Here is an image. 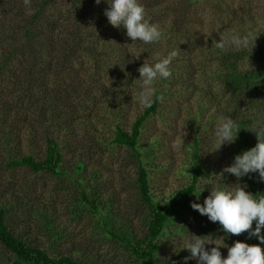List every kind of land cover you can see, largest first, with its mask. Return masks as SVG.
Wrapping results in <instances>:
<instances>
[{
	"label": "rangeland",
	"instance_id": "1",
	"mask_svg": "<svg viewBox=\"0 0 264 264\" xmlns=\"http://www.w3.org/2000/svg\"><path fill=\"white\" fill-rule=\"evenodd\" d=\"M81 1L87 4L90 11L89 24L93 26L91 33L107 43L111 54L103 70L97 71L91 65L86 66L81 60L85 73L83 68H80L78 73L60 74V89L68 94L62 100L65 106L61 104L58 108L59 117L64 115L68 123L66 127H70V130L61 135L64 147L67 148L64 151L66 155L63 169L69 170L73 178L76 176L73 170L75 163L83 161L86 169L80 175L86 178L92 175L94 181L90 184L84 182V185L89 197L97 200L101 216L104 213L111 214L108 228L111 227L118 234L127 229L136 237H141L146 231V210L143 209L135 184L139 162L129 149L110 142L115 131L112 125L117 118H120L119 125L130 131L136 118L146 108L139 102L140 82L135 81L139 79L137 69L147 59V63H155L156 53L161 57L172 50L178 53L170 66L172 76L155 84L156 91H162V96L166 91L167 100L164 101L167 103L158 114L148 120L146 127H143L142 136V139H147L148 147L154 149L153 153L157 156L152 164L160 165V172L150 170L149 175L151 189L159 197L157 201H163L185 187L187 182H191V174L182 167L185 164L191 165L197 134H207V139L213 141L215 125L224 116H231L238 122L246 120L253 131L264 127L263 87L259 88L255 96L243 92L239 97H235L225 86V74L230 73V70L221 68L224 55L222 53L238 52L245 56L234 65L235 70L247 73L264 67V0H141L151 22L158 23L169 33L166 42L153 45L140 42L130 45L132 41L127 38L126 31L112 27L105 17L107 3L97 5L95 0ZM32 2L26 6L24 0H0V42L2 37L5 40L1 44L2 48H19L20 45L17 44L21 42L20 26L26 17L33 14ZM53 3L51 4L55 9L51 10L58 16L59 12L64 11L62 6H70L71 0H55ZM176 19L179 22H176ZM42 27L43 24L39 23L38 34L41 36L44 33ZM249 31L257 36L253 52L251 46L247 50L226 48L222 52L213 47L215 41L227 39L233 32L243 34ZM49 36L52 38L49 32H45L42 37L33 40L40 52V58L41 55L44 58L52 48L51 44L45 42ZM16 55L20 58L19 54ZM27 56L29 57L28 53L22 55ZM246 57H250V63L246 61ZM39 62L36 63L37 70H41L43 66ZM69 66L77 68L73 61ZM90 72L95 74L96 79L93 81L96 84L104 83L109 90L106 96L97 93L94 102L92 97L95 89L89 80ZM104 99L117 103V106H107L113 104L112 102L103 104ZM32 117L28 115L24 123L32 120ZM33 127L38 130L35 138L37 145H30L26 141V133L23 137L18 135V138L13 132L10 137L7 136L10 131L7 128L4 138L0 126V204H10L12 211L9 219L12 231L28 243L42 246L54 255H69L85 263L131 264L128 250L121 242L111 238L106 228L98 226L99 216L91 207L86 204V211L78 209L82 203L81 192L71 178L63 175L54 177L45 173L36 174L26 168L4 169L10 158L17 153L38 152V156L43 157L45 143L42 140H45V136L42 134L45 135V130L42 132L43 127L36 123ZM99 139H102V142L97 146ZM212 141L207 146L208 152L212 150ZM235 146V143L222 146L221 149L208 153V159L203 157L206 166L202 179H215L225 167L231 166ZM142 158L147 160L145 156ZM70 162L73 164L70 165ZM147 162L150 163L149 160ZM163 166L165 170H162ZM202 179L199 183L201 186L204 183ZM223 183L232 186L236 183V178L225 173ZM209 188L210 186H206L199 200L196 196L191 198L189 205L192 202L203 204L209 195ZM262 188L264 195V184ZM43 214H46L47 221L51 222L50 228ZM169 226L160 238L158 255L161 263L176 261L178 264H184V257L190 255L187 250L177 252L171 240L162 242L166 238H172L178 243L181 237L186 236V230L189 234L201 237H226V234L219 230L218 222H210L191 206L189 213H180L175 223ZM239 237L241 242L248 240L247 233L240 234ZM235 241L232 236L225 238V244L228 246H232ZM261 246L264 248V245ZM220 250L226 257L227 248ZM7 257L9 258V254L0 245V264H3ZM188 264H197V261L189 260Z\"/></svg>",
	"mask_w": 264,
	"mask_h": 264
},
{
	"label": "trees",
	"instance_id": "2",
	"mask_svg": "<svg viewBox=\"0 0 264 264\" xmlns=\"http://www.w3.org/2000/svg\"><path fill=\"white\" fill-rule=\"evenodd\" d=\"M53 2L55 0H38L37 3L32 2L34 4V12L29 17H26L20 26L21 42L16 43L20 45L19 48L15 49L16 46L2 48L1 44L5 40H3L4 37L1 38L0 126L4 134L3 137L5 138L6 136L5 129L7 128L10 130L7 136L10 137L13 132L18 138L19 136L23 137L24 133H26L24 137L26 141L30 145H37L35 138L38 130L33 126L36 123L43 127L42 132L45 130L43 132L45 135L42 134L45 136V140H42L45 143L43 157H39L38 152L36 154L17 153V155H13L10 158L4 169L26 168V170L36 174L45 173L54 177L63 175L64 177L71 178L69 170L66 171L63 169L66 155L64 151L67 148L64 147V141L61 135L63 136L65 132L70 130V127H66L68 123L65 121L64 115L59 117L58 108L63 104L62 100L68 94L65 90L60 89V74L64 72L78 73L80 68H83L84 63L86 66L91 65L97 71L103 70L111 52L106 42H103L91 33L93 32L92 25L89 24L90 19L88 17L90 11L86 3H83L81 0H71V5L68 7H63L59 4L64 11L59 12V15L56 16L55 11L51 10V8H54L51 4ZM176 22L179 21L177 20ZM39 23L43 24L44 27L42 29L44 33L49 32L52 35V38L49 36L45 39V42L51 44L52 48L44 58L43 55H41V58L39 57L40 52L33 44L35 38L44 35V33L42 36L38 34ZM175 28L178 30L177 23H175ZM3 31L7 32L6 29H3ZM165 33L169 35L168 31H165ZM177 34H179L178 31ZM262 35L264 48V31ZM20 52L23 53L21 54ZM27 53L29 57H22L23 54ZM16 54H19L20 58ZM222 55L221 68L230 70V73L225 74V86L232 92L233 96L239 97L243 92H247L250 96H255L259 92V88L263 87L264 89V67L242 73L235 70L234 65L245 54L238 52L234 54L222 53ZM37 57L39 58L36 59ZM38 61H40V65H43L41 70L36 69V63ZM71 61L75 63L77 68L69 66ZM83 72H86L84 68ZM88 76L92 88L95 89L92 101L94 102L96 100L95 96L97 93H102L106 96L109 91L107 86L101 82L96 84L93 81V79H96L95 74L90 72ZM156 92L157 96H162V91ZM7 94L8 96H6ZM163 97V101L154 99L150 107H146L141 111L142 114L136 118L130 131L119 125L120 118H117L114 125H112L115 127V131L114 137L110 142L113 145L129 149L139 162L135 184L141 204L144 206L143 209L146 210L144 217L146 231L143 236L136 237L127 229L123 232L120 231V234H118L111 227L108 228L111 214L104 213L101 216L99 207L97 206V200L89 197L84 185V182L90 184L94 181L92 175L88 178L80 175L86 169L83 161H78L73 167L76 176L71 179L78 186L82 199V203L79 204L78 209L86 211V204L91 207L93 212L99 216L98 226L106 228L109 236L121 242L128 250L132 260L131 264H178L176 261L170 263L159 262L160 238L170 228L169 225L175 223L180 213L190 212L189 200L195 197L192 192L205 174L204 167L206 165L203 157L209 158L207 146L212 139L208 140L207 138L209 136L207 134H197L193 144L191 165L185 164L182 167L186 168L191 174V182H187L184 185L185 187L179 189L169 199L157 201L159 197L151 189L149 172L150 170L151 172L155 170V173L160 172V165L152 164L157 156L153 153L154 149L148 147L147 139H142V136L143 127H146L148 120L153 115L158 114L162 106L167 103L164 101L167 100L166 91ZM104 101L103 104L106 102L113 103L107 106H113V108L117 106V103L113 101H106V99ZM90 109H92V105ZM71 112L74 113L73 111ZM118 113V116H120V111ZM28 115H32L33 119H29V121L24 123ZM90 116L91 113L88 117L90 118ZM238 123L242 130L239 133V138L235 142L234 157L245 150L255 147L258 143L257 136L253 135L255 131L250 129V124L246 120H240ZM101 142L102 139H99L97 146ZM144 156L147 159L146 161L142 158ZM148 160L150 163L147 162ZM69 164L72 165L73 163L70 162ZM162 170H165L164 166ZM241 182L248 185L247 190L254 196L262 195L264 183L259 182L257 174H253L251 179L245 177ZM201 195L203 196V193ZM11 211L12 209L9 203L0 204V245L9 254V258L7 257L3 264H99L77 261L69 255H54V253L47 252L42 246L28 243L12 231L9 219ZM43 216L46 219L47 226L50 228L52 226L51 222L47 221L46 214H43ZM232 237L237 241L241 236L233 235ZM246 243L255 245L259 241L253 238L248 239Z\"/></svg>",
	"mask_w": 264,
	"mask_h": 264
},
{
	"label": "clouds",
	"instance_id": "3",
	"mask_svg": "<svg viewBox=\"0 0 264 264\" xmlns=\"http://www.w3.org/2000/svg\"><path fill=\"white\" fill-rule=\"evenodd\" d=\"M95 2L97 5L107 3L105 17L112 27L126 30L127 38L132 41L130 45L137 42L146 45L161 44L169 39L158 23L151 22L141 0H95ZM24 3L26 6L30 5L31 0H24ZM256 40L257 36L252 31L243 34L233 32L227 39L215 41L213 47L222 52L226 48L247 50L251 46L253 52ZM177 55L176 50L170 51L164 57L156 53L155 63H147V59L137 69L139 79L135 81L140 82L138 96L141 106L150 107L154 99L163 101V96H157L155 84L172 76L170 66ZM246 61L250 63V57H246ZM241 130L237 119L231 116L220 118L215 125L212 150L207 153L234 144ZM254 133L258 139L256 146L235 155L231 166L225 167L215 179L214 177L202 179L203 186L197 184L192 193L199 200L206 186H210L209 195L203 204L192 202L190 206L202 216H206L210 222H218L219 230L224 232L226 237L247 233V239L255 238L259 243L249 245L237 240L232 246H228L225 244L226 237L213 238L212 235L201 237L189 234L186 230V236L181 237L178 243L172 238L162 241L171 240L177 252L187 250L190 253L188 257H184V264H188L189 260H196L197 264H264V248L261 246L264 245V235L261 234L264 231V195L254 196L247 191L248 185L241 183L245 177L251 179L253 174H257L259 182L264 183V127L258 128ZM225 173L236 178L234 185L227 186L223 183ZM207 245L215 247L208 248ZM221 248H227L226 257L222 255Z\"/></svg>",
	"mask_w": 264,
	"mask_h": 264
}]
</instances>
